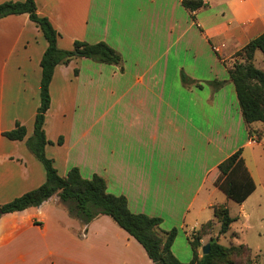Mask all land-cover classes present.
Returning <instances> with one entry per match:
<instances>
[{
  "label": "crops",
  "instance_id": "obj_1",
  "mask_svg": "<svg viewBox=\"0 0 264 264\" xmlns=\"http://www.w3.org/2000/svg\"><path fill=\"white\" fill-rule=\"evenodd\" d=\"M4 1L8 0L0 3ZM34 1L36 12L46 16L60 34V49L75 40L104 41L121 56L113 67L97 62L82 69L77 57L55 66L43 128L48 140L56 143L61 137V143L52 145L65 161L63 173L57 170L58 174L65 176L71 162L82 177L100 175L106 190L126 197L130 211L160 217V231H183L190 249L188 235L215 220L214 205L223 204L229 211L227 200L214 202L202 192L219 189L215 185L217 165L241 148L255 188L241 203L227 197L235 203V213L229 211L234 220L220 239L232 238V243L251 247L249 232L255 230L258 237H264V217L259 211L260 200L264 202V175L256 160L258 153L264 154V122L244 123L236 93L234 99H228L224 92L232 84L229 78L214 89L208 83L211 79L189 76L193 82L183 89L186 98H175L173 86L164 82L169 55L174 57L180 51L192 52L194 59L206 56L208 70L215 75L227 73L237 59L235 53L264 31V0H203L205 5L191 12L181 0ZM46 46L41 30L27 13L0 17V132L13 128L15 122L26 129L23 140L0 134V204L36 188L46 178L41 162L25 144L33 133L40 101V60ZM253 63L264 71L259 49ZM187 66L181 61L176 70L197 75V68L186 71ZM205 89L208 94L199 97L196 91ZM94 90L103 91L102 101L90 98L89 92ZM80 93L84 98L81 104ZM206 108H215V114L208 115ZM241 127L245 137L240 141ZM50 146L45 145V153L55 161ZM218 150L223 155L211 160ZM168 153L178 162L160 164V158ZM192 155L202 158L189 163ZM166 220L170 225L164 224ZM208 239L204 235L201 242ZM174 241L172 253L182 262L190 261L192 254L189 259L178 257ZM0 264L152 261L141 244L111 217L100 214L83 224L54 194L39 206L0 215Z\"/></svg>",
  "mask_w": 264,
  "mask_h": 264
},
{
  "label": "trees",
  "instance_id": "obj_2",
  "mask_svg": "<svg viewBox=\"0 0 264 264\" xmlns=\"http://www.w3.org/2000/svg\"><path fill=\"white\" fill-rule=\"evenodd\" d=\"M182 6L188 11H194L205 5L203 0H181ZM27 13L41 30L47 41V46L40 60L41 78L39 90V105L33 122V133L25 139L28 150L42 163L45 170V181L34 189L24 192L12 200L0 205V215L3 213L23 210L31 206H39L50 196L57 194L66 205L68 213L81 223L87 224L100 214H105L144 248L152 264H217L224 258L230 248L220 244L217 238L210 236L207 243L209 252L198 254L201 239L209 234L208 228L212 221L203 223L194 230L189 244L192 257L188 262L180 261L171 251V244L176 236V229L160 231L162 219L145 213H135L129 210L126 197L115 195L106 190L103 177L93 173L89 178L82 177L79 169L71 167L65 176H60L53 165V160L46 156V138L43 124L45 113L50 106L49 85L54 68L58 64H68L73 58L86 57L95 62L117 64L121 61L120 54L104 41L88 43L75 40L71 49H60L57 46L58 31L52 26L46 16L36 12L34 0L4 1L0 3V17L10 14ZM259 49L264 56V31L252 38L235 53V59L227 69L231 80L242 119L246 125L255 121L264 122V71L253 63V56ZM183 81H188L183 78ZM192 83L193 80H189ZM214 89L220 88L223 80L209 81ZM1 135L10 140H23L26 129L23 124L15 122L14 127L1 131ZM249 135H252L251 130ZM256 140L260 136H256ZM61 143V137L58 138ZM218 178L215 185L232 201L243 202L254 190L255 185L244 164L241 148L222 160L216 167ZM213 213L219 223V234H224L234 220L223 204L213 206ZM238 249L251 250L246 244L240 243Z\"/></svg>",
  "mask_w": 264,
  "mask_h": 264
},
{
  "label": "rangeland",
  "instance_id": "obj_3",
  "mask_svg": "<svg viewBox=\"0 0 264 264\" xmlns=\"http://www.w3.org/2000/svg\"><path fill=\"white\" fill-rule=\"evenodd\" d=\"M61 45H62V43H61ZM67 47H69V48H67ZM67 47L65 46L62 49H71L73 47V44H70ZM77 58H79L81 60V61H79L78 66L81 67L82 69H86V68H88L89 66H91L93 64H99V63H97V62H95V61H93L91 59H82L81 57H77ZM181 61L182 62L184 61V63H186V65H188L187 68H186V71H191V68H193V67L197 68V72H196L197 75H194V76L188 75L187 76V75H185L182 72H177L176 65L179 62H181ZM93 62H95V63H93ZM87 64H89V65H87ZM99 65L100 66H106V67L116 66L115 64H111V65H109V64H99ZM131 65H132V60L128 59V66H131ZM209 65H210V61L204 55L200 56L198 59H194L192 52H190V53H186V52L183 53L181 51L178 52V53L176 52L174 57L169 55V63H168L169 68H168L167 75L165 76V81L164 82L166 83V85L170 84V85L173 86V93H174V97L175 98H177L178 96H180V98H182V97H184V95H185V98H186L187 97V93L184 92L183 89L185 87H187V84H190L189 80H192V78H190V77H193V78L194 77H201V78H204V79H211V80H214L216 77L218 78V80H224V79L227 80L229 78L228 74L226 72H224L223 74H219V75H215L214 72H209V70H208ZM258 66H259V64H258ZM184 77L187 78L188 81L184 82L183 81ZM183 83H184V87H183ZM185 83H186V85H185ZM224 89H225L224 92L227 93V98L228 99H230V98L234 99L235 98V89H234L233 84L227 85V87H225ZM114 92L117 93V91H114ZM196 92L199 94V97L205 98L206 94H208V89H205L204 91L197 90ZM102 93H103L102 90H99V92L94 90V91H90L89 95H90L91 99L93 98L96 102H99V101H102V99H100V98H102ZM167 93H168V91L166 89L164 91V94L167 95ZM192 98H194V96H192ZM83 99L84 98L82 97V94L80 93V99H79V103L80 104H81ZM111 99H112V97H111ZM98 105L101 106L99 103H98ZM99 106H96V110L97 111H99V109H100ZM114 110L117 111V107H115ZM214 110H215V108H213V109L206 108V111H207L208 115H214L215 114ZM210 125L213 126L214 122H212ZM97 127H99V126H96L95 132L99 131L97 129ZM239 137H240V141L243 140V138L245 137V132H244V129L242 127L239 130ZM57 142H58V140L56 141V143ZM56 143L51 141V140H49V142L47 144L51 145L50 146V153H53L55 155V157H56L55 161L51 158L53 160V165L58 170V172L62 174L63 173V168L65 167V161L63 160L61 151L57 150L56 147L52 148V145L56 144ZM26 149H28L27 146H26ZM260 153H262V152L260 151ZM220 155L222 156L223 154L220 153V151L218 150L217 154H214V155L211 156V160H216L217 161L218 159H220V157H221ZM199 157L202 158L201 156H198V155H192L190 157V159H188V162L191 163V162H194V160L197 161ZM256 157H257L256 158L257 164L261 166V174L264 175V161H263L264 160V154L262 156L261 154L258 153ZM261 159H263V160H261ZM159 162H160V164H167V163L178 162V160H177V158L174 155H172V153H168L167 155L164 156L163 159L160 158ZM100 164H101V159H100ZM210 164H211V162L208 161V165H210ZM72 165L73 164L70 162L68 164V167L70 168V167H72ZM83 173H84V175H86V172H83ZM209 176H211V174ZM113 191L114 190H112V191L111 190H109V191L107 190V192L115 194ZM202 193L210 195L214 202L222 203L225 200H227L229 202L228 205L230 207L229 208L230 213H232V214L235 213V207H234L235 203H233L232 201L227 199V197L225 196V194L221 190L215 189L213 193H210L209 191L204 189V191ZM260 206H261L259 208L260 214L264 217V202H262V200H260ZM255 217H256V215L254 216V218ZM214 221H216V219L212 220L211 227L208 228L209 234H206V236L207 237L208 236L209 237L210 236L215 237V238H217V240H218V242L220 244L230 248V250L227 253V255L224 258L218 260L217 264H264V237H258L257 233H255V230H252L247 235V237L249 239V242H250L249 246H251L250 248H252V250L246 251L245 249H238L237 246L239 244L232 243V240H233L232 238L230 239V241H228L226 239L221 241L220 236L223 235V234H219L218 233L220 225H219V223L215 224ZM164 224L165 225H170V222L168 220H166ZM216 232H217V234H216ZM193 233H194V231H192L188 235L189 238H191ZM227 239H228V237H227ZM174 240H175L174 241V251L178 255V257L180 259H189L191 257L192 251H191V247L189 249L187 247V245H186L187 244L186 243L187 239H186V237L184 235V232L181 231V230H178ZM203 245L204 244L201 242V246L198 248V254L199 255L202 254L201 248H202ZM186 247L188 248L187 250H186Z\"/></svg>",
  "mask_w": 264,
  "mask_h": 264
},
{
  "label": "water",
  "instance_id": "obj_4",
  "mask_svg": "<svg viewBox=\"0 0 264 264\" xmlns=\"http://www.w3.org/2000/svg\"><path fill=\"white\" fill-rule=\"evenodd\" d=\"M202 254H207L209 252V244L206 243L201 248Z\"/></svg>",
  "mask_w": 264,
  "mask_h": 264
}]
</instances>
